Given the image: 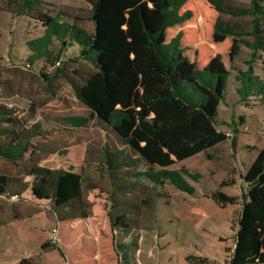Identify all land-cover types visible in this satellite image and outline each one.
<instances>
[{"label": "trees", "instance_id": "16d2710c", "mask_svg": "<svg viewBox=\"0 0 264 264\" xmlns=\"http://www.w3.org/2000/svg\"><path fill=\"white\" fill-rule=\"evenodd\" d=\"M0 10L26 16L44 27L46 33L30 41L26 67L42 59L39 74L47 90L53 93L54 82L62 80L89 111L86 118L62 117L63 124L82 127L94 119L108 136L102 152L111 185L104 213L110 247L116 264H136L137 239L131 231L136 227L130 205H151L155 197L151 189L165 180L192 193L180 174L166 167L227 140L226 133L216 128L217 108L241 45L264 52V0H249L241 8L229 7L225 0H91L89 31L56 18L44 0H0ZM222 14L249 16L250 30H238ZM53 38L60 43L57 48L51 47ZM65 39L77 46V58L87 67L69 70L73 59L61 61ZM236 79L241 102L247 104L255 97L264 105L262 79L251 69ZM3 83L10 82L0 81L1 88ZM11 90L9 97L17 93ZM3 97L0 94V157L12 164L24 162L21 177L0 173V196H16L55 215L53 243L43 242L42 250L52 248L66 258L63 246L69 245V235L73 239L75 232V238L79 235L88 248L95 233L86 226L98 215L90 213L83 197L80 173L72 166L42 163V155L53 151L33 142L43 129L39 121L29 120L41 102L29 99L27 106H19ZM231 128L230 144L235 146L236 124ZM240 178L244 184L240 197L219 188L206 196L221 207L240 204L233 220L235 246L226 249L225 263L264 264V144ZM230 184L223 180L219 187ZM119 196L132 200L121 205ZM73 223H78L75 228ZM125 234L131 237L123 239ZM97 240L101 242L99 234ZM185 260L213 264L194 254ZM15 264H40L39 256L21 257Z\"/></svg>", "mask_w": 264, "mask_h": 264}, {"label": "rangeland", "instance_id": "374dc122", "mask_svg": "<svg viewBox=\"0 0 264 264\" xmlns=\"http://www.w3.org/2000/svg\"><path fill=\"white\" fill-rule=\"evenodd\" d=\"M44 1L45 7L56 18L90 30L91 0ZM248 1L225 0V3L229 7L241 8L247 7ZM222 18L240 31L250 30L249 16L222 14ZM44 33V27L36 20L0 10V81L10 82L8 85L3 83L0 94L6 102L19 106H27L29 99L41 102L42 107L29 120V123L39 121L43 129L42 135L34 138L33 142L45 151H53L42 155V163L51 167L72 166L74 171L80 173L83 197L89 203L90 213L98 215L90 220L86 229L95 234L88 248L81 243L79 235L75 238L76 232L73 239L69 235V245L63 246L66 258L55 249L42 250L40 245L43 242L50 241V246L53 243L55 215L43 206L0 196V264H15L21 257L36 255L40 264H116L110 247L108 221L104 215L109 205L111 186L102 152L108 136L94 119H89L82 127L63 124L62 117H88V109L62 80L54 82L53 93L47 90L39 74L42 59L26 67L31 54L30 41L37 40ZM65 40L66 44L61 46V61L73 59L69 61V70L87 67L77 58V46ZM59 45L57 39L53 38L51 47L57 48ZM248 69L264 81V52H253L252 48L242 44L233 61L224 99L217 108L216 128L226 133L227 140L166 167L178 172L193 188L192 193L165 180L151 189L155 195L151 205L133 206L129 203L136 227L131 230L137 239L136 264H188L185 260L188 254L207 257L213 264H226L229 254L226 249L232 246L235 231L233 220L240 204L221 207L206 195L219 188L229 195L240 197L244 187L240 174L264 144V105L255 97L249 98L245 104L239 100L236 92L239 84L236 76ZM9 87L17 92L10 97L7 96ZM233 124L238 130L235 146L230 144ZM62 151L64 153L59 154ZM23 162L12 164L0 157V173L21 177ZM190 174L199 177L193 179ZM223 180L232 184L219 187ZM156 193L161 196L157 197ZM119 198L121 205L124 201L132 200L129 197ZM77 224L73 223L72 227L75 228ZM98 234L101 242L97 240ZM130 237L125 234L122 238ZM75 239L81 243L79 247Z\"/></svg>", "mask_w": 264, "mask_h": 264}, {"label": "built area", "instance_id": "2783aa9c", "mask_svg": "<svg viewBox=\"0 0 264 264\" xmlns=\"http://www.w3.org/2000/svg\"><path fill=\"white\" fill-rule=\"evenodd\" d=\"M10 198H16V196H11ZM234 243H232L231 250L234 248Z\"/></svg>", "mask_w": 264, "mask_h": 264}, {"label": "crops", "instance_id": "0c3cea01", "mask_svg": "<svg viewBox=\"0 0 264 264\" xmlns=\"http://www.w3.org/2000/svg\"><path fill=\"white\" fill-rule=\"evenodd\" d=\"M233 241H234V239H233ZM233 241H232V243H233ZM231 247V246H230ZM228 253H229V251H228Z\"/></svg>", "mask_w": 264, "mask_h": 264}]
</instances>
